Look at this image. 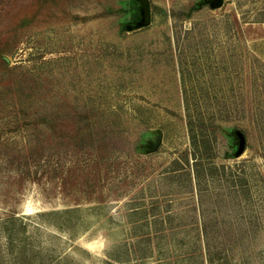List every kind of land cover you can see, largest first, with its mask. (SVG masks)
Masks as SVG:
<instances>
[{"label":"rangeland","instance_id":"obj_1","mask_svg":"<svg viewBox=\"0 0 264 264\" xmlns=\"http://www.w3.org/2000/svg\"><path fill=\"white\" fill-rule=\"evenodd\" d=\"M0 264H264V0H0Z\"/></svg>","mask_w":264,"mask_h":264},{"label":"trees","instance_id":"obj_2","mask_svg":"<svg viewBox=\"0 0 264 264\" xmlns=\"http://www.w3.org/2000/svg\"><path fill=\"white\" fill-rule=\"evenodd\" d=\"M188 109V127L191 140L190 154L194 159L195 172L199 167V158L203 157L204 153L208 152L210 149V137L204 132L203 128L201 131L196 130V124L194 122L192 113L190 112V105H187ZM197 167V168H196Z\"/></svg>","mask_w":264,"mask_h":264}]
</instances>
